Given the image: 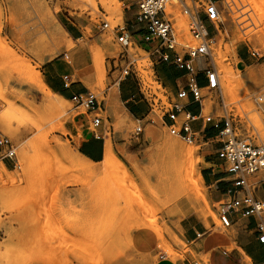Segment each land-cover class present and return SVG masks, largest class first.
Listing matches in <instances>:
<instances>
[{"label": "rangeland", "instance_id": "1", "mask_svg": "<svg viewBox=\"0 0 264 264\" xmlns=\"http://www.w3.org/2000/svg\"><path fill=\"white\" fill-rule=\"evenodd\" d=\"M232 1L220 2L222 22L211 35L223 97L218 90L202 89V113L221 117L226 109L246 129L243 136L259 143L264 141V105L256 102L254 94L264 86V51L249 41L235 40L239 31L254 35L264 28V0ZM119 2L121 9L115 10ZM133 3L0 0V137H9L17 153L16 159L0 156V264H156L162 256L177 262L184 260L189 250L182 223L190 215L204 221L211 231L233 239V226L226 227L220 220L221 204L229 198L218 199L216 188L200 182L196 174L192 180L198 190L188 188L180 153L182 145L192 146V161L201 171L204 158L220 147V138L189 142L171 133L163 112L156 105L151 109L143 99L147 112L141 119L134 118L122 100L120 104L126 109L120 114L110 110V93L116 83L120 91L122 83L119 70L112 71L113 63L125 64L113 29L124 25L128 8L135 10ZM232 11L244 12L245 24L238 25ZM250 14L258 24L252 22ZM103 20L110 23V29L102 28ZM59 26L80 31V35L72 38ZM53 31L60 38L59 44ZM143 48L140 43H129L140 70L150 63ZM240 51L246 55L245 61L240 60ZM58 58H65L77 69L87 68L83 79L100 104L96 113L105 123L106 145H111L121 161L117 170L89 175L75 164L79 161L101 168L100 162L89 163L78 155L66 130L74 116L94 108L72 99L61 100L43 88L41 67ZM161 64L167 63L159 62L155 70L163 85L155 80L153 69L142 73L166 102L163 93L171 90L163 87L157 72ZM250 66L261 74L247 78ZM224 67L232 70L233 91L227 87ZM96 70L104 73L102 80ZM89 74L92 79H86ZM125 81L131 83L139 99L134 79L127 77ZM48 100L59 103L65 112L55 113ZM150 126L159 134L149 133ZM169 138L172 141H167ZM56 141L67 147L66 155ZM251 180L263 181L264 167ZM260 196L264 198L263 186ZM234 246L225 248L229 252ZM198 258L207 262L204 256ZM245 260L250 258L245 255Z\"/></svg>", "mask_w": 264, "mask_h": 264}, {"label": "built area", "instance_id": "2", "mask_svg": "<svg viewBox=\"0 0 264 264\" xmlns=\"http://www.w3.org/2000/svg\"><path fill=\"white\" fill-rule=\"evenodd\" d=\"M223 0H134V18L139 25L138 32L143 31L139 39H135L127 32L113 31L117 42L122 48L121 58L125 62L119 66L113 63V72L119 70V77L134 79L138 92L152 109L155 105L163 112L171 133L179 135L189 142L205 137L201 132L192 128V121L202 120L211 122L216 120L215 126L222 124L216 137H219L220 147L217 155L224 160L228 172L233 176L232 187L228 189L229 201L222 203L220 220L224 226L231 224L228 212L233 211L248 217H255L256 232L259 240L264 243V198L260 196L262 180L253 181L251 178L264 167V141L254 143L252 139L243 136L246 130L241 122L226 109L224 115L204 116L202 113V100L204 95L199 85L198 75L204 74L206 86L210 91L218 90L222 95L221 81L216 63L211 52V35L222 22L223 13L220 2ZM103 29H110L108 21H102ZM137 32V33H138ZM136 42L144 46L146 57L150 63L141 66V69H153L155 80L161 83L156 73V64L159 62L174 64L187 71V78L178 84L175 97L165 91L166 102L153 91L151 83L142 70L138 68L136 57L129 52V43ZM164 87V86H163ZM192 98L197 101L201 111L197 115L186 110L185 100ZM258 104L264 105V86L254 94ZM72 100L77 104L100 108L96 97L90 92L74 94ZM224 104V101H223ZM96 105V106H94ZM181 116L184 117L181 119ZM94 135L98 137L95 127H98L103 118L95 114L92 118ZM252 129H257L252 125ZM141 131V127L137 132ZM209 139V138H207ZM0 156L2 159H16L17 153L13 142L7 136L0 137ZM228 252L227 250L224 253ZM240 264H256L250 260H239Z\"/></svg>", "mask_w": 264, "mask_h": 264}, {"label": "crops", "instance_id": "3", "mask_svg": "<svg viewBox=\"0 0 264 264\" xmlns=\"http://www.w3.org/2000/svg\"><path fill=\"white\" fill-rule=\"evenodd\" d=\"M133 14V9L129 7L128 12L126 11L124 25H117L116 30L127 32L133 38L139 39L143 31L138 32L140 27L136 23ZM66 30H68L72 38L80 35V31L69 28ZM238 55L241 61L247 59L246 55L241 51ZM87 71L86 67L77 69L74 65L67 62L65 58L47 61L41 67L42 78L46 86L54 94L61 95L67 99H72L74 94L88 91L87 84L83 79ZM157 72L164 83V87L171 90L169 94L175 97L178 91V84L187 78V71L178 68L174 64L167 63L157 65ZM198 81L201 87L204 88L206 86L204 74L198 75ZM175 87H177V90H175ZM119 92L120 98L126 104L125 106L129 113L134 118L141 119L146 114L147 107L142 102V99H138L131 83L125 81V79L122 80ZM184 103L186 110L191 114L197 115L200 113L201 107L197 101L190 98L185 100ZM146 105L148 106L147 103ZM203 108L204 106H202V112ZM96 112L97 110H88L86 114L80 113L74 116L66 125V130L69 132V139L72 141L73 146L82 156L94 162H100L104 158L106 129L103 120L98 127H95L98 137L94 135V127L91 120ZM215 124L216 120L208 123L202 120H195L191 123L195 131L201 132L202 136L209 139L216 137L222 128V124L218 127ZM217 149L213 155L204 158L201 173L204 182L216 188V197L227 200L228 198L230 199L227 191L232 187L233 176L228 172L224 160L217 155ZM4 163L7 168L10 167L8 162L4 161ZM262 186L264 191V180L262 181ZM228 217L234 230L232 240L222 234L211 231L204 221L195 219L191 215L183 219L184 238L189 244L186 258L174 262L162 256L156 264H240L239 260H244L245 255L256 264H264V243L259 240V235L256 232L257 219L233 211L228 212ZM231 244H235L234 248L224 253L227 250L225 247ZM198 256H204L207 258V262L202 263Z\"/></svg>", "mask_w": 264, "mask_h": 264}, {"label": "bare ground", "instance_id": "4", "mask_svg": "<svg viewBox=\"0 0 264 264\" xmlns=\"http://www.w3.org/2000/svg\"><path fill=\"white\" fill-rule=\"evenodd\" d=\"M35 1V3H39L41 0H34ZM234 1V0H233ZM232 1V2H233ZM250 2H251V0H250ZM231 5V4H230ZM235 6H236V4H235ZM260 6V5H259ZM239 7V6H238ZM253 7H254V5H253ZM240 8V7H239ZM119 9H121V4H120V2L115 6V10H119ZM253 10L254 11H256V13H258L257 12V10H255L254 8H253ZM231 12V11H230ZM233 12H235V11H232V13ZM246 12V11H245ZM260 12H261V9H260ZM259 12V14L261 15V13ZM263 12V11H262ZM236 13V14H235ZM234 14V19H236L237 20V23H238V25H241V23H242V18H243V16L245 15V13L243 12L242 13V15H240V14H237V13H239V12H235ZM246 14H247V12H246ZM233 15V14H232ZM254 15V14H253ZM252 14H250V18H251V20H252V22H254V23H256L257 22V24H258V22L259 21H257V19H254V16H253ZM258 15V14H257ZM260 15H258L260 18H261V16ZM245 20V19H244ZM264 19L262 18V20H261V22L263 21ZM247 22V21H246ZM260 22V23H261ZM244 23V22H243ZM242 23V24H243ZM250 23H251V21H250ZM245 24V23H244ZM249 25H252V24H249ZM242 26V25H241ZM244 26V25H243ZM59 27H61V29L64 31V33H68V30H66L63 26H59ZM258 29V28H257ZM261 29V28H260ZM244 32V31H243ZM256 34H254V35H248V33H245V34H243L242 32H238V35H237V38H236V40H235V43H238V42H240V41H249V42H251V43H253V45L254 46H257V45H259L260 46V48H262V50L264 51V28L262 29V30H257L256 32H255ZM69 34V33H68ZM52 35H53V37H54V39L57 41V43L59 44L60 43V38H59V36L57 35V33L56 32H52ZM234 40V39H233ZM258 47V46H257ZM236 54V53H235ZM100 63V62H99ZM100 65V64H99ZM102 65V64H101ZM97 66H98V64H97ZM97 66H96V68H97ZM101 67V66H100ZM100 70V69H99ZM97 71V70H96ZM103 71V70H102ZM223 72H224V78H225V81H226V84H227V87L228 88H231L232 86H234V76H233V73H232V70H230L228 67H224L223 68ZM260 73V70H257L256 68H254V67H252V66H250V67H248V69H246V77L247 78H249V79H253L257 74H259ZM82 74V73H81ZM95 74H96V72H95ZM261 74V73H260ZM82 76H83V74H82ZM97 78L99 79V80H102V78H103V76H104V73L103 72H101V71H97ZM219 76H220V72H219ZM92 79L93 78V75L92 74H89L88 76H86V79ZM41 82H42V85H43V88L45 89V90H47L49 93H51V94H53L56 98H59V99H61V100H68L66 97H63V96H61V95H58V94H54L49 88H48V86H46V84L44 83V81H42L41 80ZM239 83H240V81H239ZM239 85H242V84H239ZM244 86V85H243ZM112 89V88H111ZM202 89H205V88H202ZM231 91H233L234 90V88H231L230 89ZM110 95H111V100H110V110L111 111H114V112H116V113H118V114H120V111L122 110V109H126L124 106L122 107L121 106V98H120V93H119V87H118V83H116L115 84V87L113 88V90L111 91V93H110ZM47 105H48V107L50 108V109H52L55 113H57V114H62L63 112H65L64 111V108L59 104V103H57L56 101H54V100H48L47 101ZM156 118L157 117H155V120H156ZM159 119V118H158ZM160 120V119H159ZM159 124H160V121H159ZM147 131L149 132V133H152V134H154V135H158L159 133H158V131L154 128V127H152V126H150V127H148L147 128ZM58 140V139H57ZM167 141H172V139H167ZM57 142V146L59 147V149L62 151V153H64L65 155L67 154V152H66V148L67 147H65L64 146V144H62L61 142H59V141H56ZM174 143V142H173ZM170 152H171V149H170ZM173 152V151H172ZM77 153H78V155L80 156V157H82V158H84L85 160H87L89 163H95L94 161H92V160H90V159H88V158H86V157H84V156H82L79 152H78V150H77ZM180 153H181V155L184 157V163H183V170H184V180L188 183V185H189V187L188 188H190L191 186V188H195V187H193V186H195L196 185V183L194 182V180H192V178L194 177V176H192L193 174H196L197 175V177H198V180L200 181V182H204V179H203V176H202V173H201V171H197L196 170V168H195V165H194V162L192 161V159H193V156H194V148L191 146H185V145H182L181 146V149H180ZM170 154V153H169ZM171 155V154H170ZM172 156V155H171ZM100 163H101V168L100 169H93V168H90V167H88L86 164H83V163H81V162H76L75 164L79 167V168H81L83 171H85V172H87L89 175H96V174H99L100 172H105V171H111V170H113V169H115V170H117L116 168H118V166H120V164H121V161H120V159L117 157V156H115L114 155V153H113V149H112V147H111V145L110 144H108V145H106L105 146V151H104V158L100 161ZM3 165V167H5L6 168V166L4 165V164H2ZM120 170V169H119ZM187 185V184H186ZM197 188H198V185L196 186ZM196 189V188H195ZM193 190V189H192ZM198 189H196V191H197ZM194 192H195V190H194ZM196 193H200L201 194V192H196ZM195 193V194H196ZM198 194H197V196H198ZM203 197V196H202Z\"/></svg>", "mask_w": 264, "mask_h": 264}]
</instances>
